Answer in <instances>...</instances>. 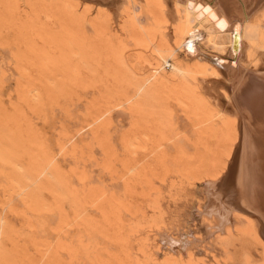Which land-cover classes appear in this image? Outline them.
<instances>
[{
	"label": "bare ground",
	"instance_id": "6f19581e",
	"mask_svg": "<svg viewBox=\"0 0 264 264\" xmlns=\"http://www.w3.org/2000/svg\"><path fill=\"white\" fill-rule=\"evenodd\" d=\"M0 54V264H264V0H0Z\"/></svg>",
	"mask_w": 264,
	"mask_h": 264
},
{
	"label": "rangeland",
	"instance_id": "374dc122",
	"mask_svg": "<svg viewBox=\"0 0 264 264\" xmlns=\"http://www.w3.org/2000/svg\"><path fill=\"white\" fill-rule=\"evenodd\" d=\"M0 56H1V54H0ZM7 83H5L4 84V89H3V91L5 92V90H6V92L5 93H7V92H9L11 89H13V81L11 80L10 81V83H8L9 82V80L8 81H6ZM12 83V84H11ZM6 86H8V87H6ZM10 87V88H9ZM12 87V88H11ZM6 88H8V89H6ZM3 98H5V99H3ZM2 98V100L4 101V103H5V105L6 106H8V102H9V100L7 99V97H3ZM5 101H8V102H5ZM71 110H70V112L72 113V115H70L71 113H69V115H61L60 113H58V111H54V112H56V114H54V112H49V122L48 123H45V124H50L48 127L45 125V124H43V126H45V127H47V128H44V127H42V124L40 123L39 124V128L42 130H44L43 132L44 133H46V137H48V140L50 141V139L51 140H54V141H51L52 143L51 144H53L54 142H55V140H56V136H55V134H56V131H54L58 126V124H59V122H63L64 123V125H66V127L68 128V129H70V130H74V129H76L77 127H76V125H77V122H78V118H80V113H79V111L76 109V107H71L70 108ZM73 109H75V111H73ZM74 112V113H73ZM52 113H53V116H52ZM51 114V115H50ZM58 115H60L61 117L63 116L64 118L62 119L61 117L59 118L58 117ZM73 115H75V116H73ZM77 115H78V117H77ZM74 118H73V117ZM56 117H58V118H56ZM52 118V120L54 119V123H55V125L54 124H52V120H50ZM77 118V119H76ZM55 119H59V120H56L57 122H55ZM65 119V120H64ZM68 119V120H67ZM62 120V121H61ZM72 120V121H71ZM73 120H75V121H73ZM77 121V122H76ZM72 122H74V124H76V125H74ZM76 122V123H75ZM68 124H70L69 126L70 127H68ZM41 125V126H40ZM54 125V126H53ZM73 125V126H72ZM55 127V128H54ZM49 128V130H47ZM54 129V130H53ZM84 132H82V137L84 138H82L81 137V135L78 137V138H76V142L77 143H79V144H83V142L85 143V142H87V141H84V140H87V130L85 131V130H83ZM49 134H48V133ZM51 132V133H50ZM53 132H54V134H53ZM87 135H85V134ZM84 134V135H83ZM49 136H52V137H50L49 138ZM54 136V137H53ZM87 137V138H86ZM86 138V139H85ZM81 142H80V141ZM83 140V141H82ZM61 160V163H60V165H63L62 167L65 169V170H67L68 169V165H69V163H68V161L66 160H64V159H60ZM66 166V167H65ZM0 194H1V196H0V203H2V202H4L5 201V198H4V195H3V193H2V190H0ZM19 205V206H18ZM19 208V209H18ZM22 208H21V206H20V204L18 203V202H14L13 204H12V208H11V210L10 211H8L7 213H6V216H7V218H8V220L11 222V223H13V226L14 227H17L18 229H20V230H22V228L24 227V223H25V220H24V215L22 214ZM16 213V214H15ZM9 214H10V216H9ZM47 219H50V218H47ZM24 221V222H23ZM20 226H22V227H20ZM24 240V238H17V243H18V241H19V244H23L24 243V241L22 242L21 240Z\"/></svg>",
	"mask_w": 264,
	"mask_h": 264
}]
</instances>
